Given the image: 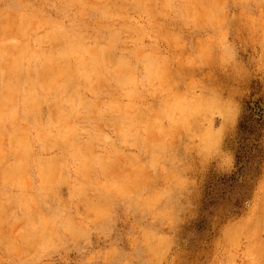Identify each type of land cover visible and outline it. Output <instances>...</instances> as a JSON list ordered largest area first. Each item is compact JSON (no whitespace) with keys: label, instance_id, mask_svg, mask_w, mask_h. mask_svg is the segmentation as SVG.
Masks as SVG:
<instances>
[{"label":"rangeland","instance_id":"1","mask_svg":"<svg viewBox=\"0 0 264 264\" xmlns=\"http://www.w3.org/2000/svg\"><path fill=\"white\" fill-rule=\"evenodd\" d=\"M256 100L264 0H0V264H264Z\"/></svg>","mask_w":264,"mask_h":264},{"label":"trees","instance_id":"2","mask_svg":"<svg viewBox=\"0 0 264 264\" xmlns=\"http://www.w3.org/2000/svg\"><path fill=\"white\" fill-rule=\"evenodd\" d=\"M262 129H264V101L245 102L239 119V132L241 138L248 143L239 147V156L237 158L239 161L243 159L245 164H250L256 158L258 151L255 142Z\"/></svg>","mask_w":264,"mask_h":264}]
</instances>
